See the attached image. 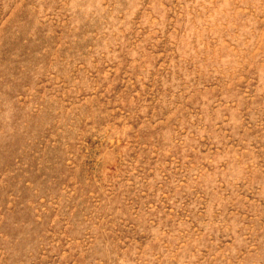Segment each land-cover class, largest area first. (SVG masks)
Masks as SVG:
<instances>
[{"label": "rangeland", "instance_id": "1", "mask_svg": "<svg viewBox=\"0 0 264 264\" xmlns=\"http://www.w3.org/2000/svg\"><path fill=\"white\" fill-rule=\"evenodd\" d=\"M0 264H264V0H0Z\"/></svg>", "mask_w": 264, "mask_h": 264}]
</instances>
